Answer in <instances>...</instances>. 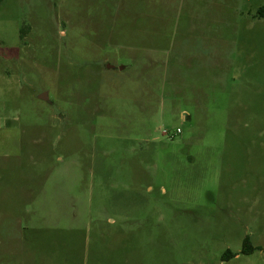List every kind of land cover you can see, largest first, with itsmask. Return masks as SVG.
<instances>
[{
    "label": "rangeland",
    "instance_id": "1",
    "mask_svg": "<svg viewBox=\"0 0 264 264\" xmlns=\"http://www.w3.org/2000/svg\"><path fill=\"white\" fill-rule=\"evenodd\" d=\"M263 6L0 0V264H264Z\"/></svg>",
    "mask_w": 264,
    "mask_h": 264
},
{
    "label": "trees",
    "instance_id": "2",
    "mask_svg": "<svg viewBox=\"0 0 264 264\" xmlns=\"http://www.w3.org/2000/svg\"><path fill=\"white\" fill-rule=\"evenodd\" d=\"M258 15L264 19V6L259 9ZM255 252H264V247H254L251 242L249 237L245 238L244 240V244H243V250H242V254L244 255H252ZM238 255L237 254H233L230 251H227L224 256H223V260H231L233 258H236Z\"/></svg>",
    "mask_w": 264,
    "mask_h": 264
},
{
    "label": "water",
    "instance_id": "3",
    "mask_svg": "<svg viewBox=\"0 0 264 264\" xmlns=\"http://www.w3.org/2000/svg\"><path fill=\"white\" fill-rule=\"evenodd\" d=\"M109 68H112V67H109ZM40 98L43 99L44 101H49L48 96L46 94L42 95Z\"/></svg>",
    "mask_w": 264,
    "mask_h": 264
},
{
    "label": "built area",
    "instance_id": "4",
    "mask_svg": "<svg viewBox=\"0 0 264 264\" xmlns=\"http://www.w3.org/2000/svg\"><path fill=\"white\" fill-rule=\"evenodd\" d=\"M177 134H181V130H178V131H177Z\"/></svg>",
    "mask_w": 264,
    "mask_h": 264
}]
</instances>
